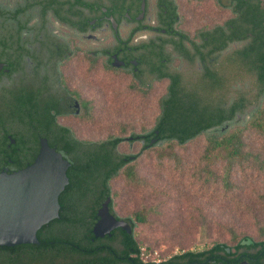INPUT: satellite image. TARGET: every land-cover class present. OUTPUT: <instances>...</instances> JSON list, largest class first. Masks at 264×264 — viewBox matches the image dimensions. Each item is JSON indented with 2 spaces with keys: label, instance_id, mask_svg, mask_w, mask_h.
<instances>
[{
  "label": "flooded vegetation",
  "instance_id": "1",
  "mask_svg": "<svg viewBox=\"0 0 264 264\" xmlns=\"http://www.w3.org/2000/svg\"><path fill=\"white\" fill-rule=\"evenodd\" d=\"M258 32L264 37V0H0V141L2 129L26 128L24 156L33 162L41 139L68 162L66 128L71 141L97 143L77 135L70 118L89 125L95 120L87 96L99 66L146 93L163 89V96L171 86L181 94H233L242 55ZM161 95L151 129L159 123ZM158 136L155 130L149 146L159 144ZM7 137L9 150L16 141ZM126 140L146 143L145 134ZM69 167L55 220L71 216L80 203ZM1 172L16 170L4 166ZM263 251L254 257L252 251L226 249L181 264H264ZM95 253L100 264L128 262L127 250ZM19 260L27 264L29 253L0 247V264Z\"/></svg>",
  "mask_w": 264,
  "mask_h": 264
},
{
  "label": "trees",
  "instance_id": "2",
  "mask_svg": "<svg viewBox=\"0 0 264 264\" xmlns=\"http://www.w3.org/2000/svg\"><path fill=\"white\" fill-rule=\"evenodd\" d=\"M259 35V32L257 33ZM242 55L240 86L231 93L222 94V98L213 94H181L169 87L168 93L160 100L161 116L158 125L145 133L146 143L141 146L142 152L155 147L149 146V138L154 131L159 132L158 143H175L183 147L190 142L204 137V162L207 164L205 174L207 183L215 178L213 163L208 157L216 151L224 154L226 173L222 178L224 185L229 181V170L239 163L241 167L258 160L257 155L249 152L244 141L248 129H255L264 135V37L259 35L246 46ZM252 52L251 55L245 53ZM233 90V88H232ZM243 119V128L232 129L238 119ZM1 131V130H0ZM3 141H0V172L4 166L13 167L16 171L26 168L33 161L25 160L26 128L2 129ZM65 132V156L74 174V187L79 207L73 209L72 215H61V220H53L37 231L38 245L15 246L29 253L27 264H100L95 261L99 256L97 249L127 250V264H155L141 260V245L135 234L138 225L148 224L145 212H136L132 216L120 217L116 214L114 199L116 194L111 183L122 177L131 185L140 183L134 167L140 153L126 155L119 152L120 145L127 141L122 137H109L97 143H78L71 141V132ZM140 134H132L136 138ZM11 136L16 141L9 150L7 145ZM129 137V138H130ZM128 142V141H127ZM56 143V142H55ZM134 143V142H133ZM54 144V143H53ZM52 144V146H53ZM132 156V157H131ZM264 169V167H262ZM109 198V212L118 221L126 222L131 234L115 229L110 236L95 239L92 233L97 210ZM264 206V196L260 197ZM232 244L215 243L200 252L186 251L170 257L167 264H181L203 261L207 256L225 254L226 249L254 252L257 257L264 250V229H260L259 240L235 231L230 232ZM251 240L250 246L241 245ZM51 251V253H47ZM262 256L264 257V251ZM17 264H26L17 261ZM105 264V263H101ZM116 264V263H106ZM163 264V263H162Z\"/></svg>",
  "mask_w": 264,
  "mask_h": 264
},
{
  "label": "rangeland",
  "instance_id": "3",
  "mask_svg": "<svg viewBox=\"0 0 264 264\" xmlns=\"http://www.w3.org/2000/svg\"><path fill=\"white\" fill-rule=\"evenodd\" d=\"M239 86H234L236 90ZM154 90V89H153ZM137 91L129 78L109 74L99 66L92 97L96 107L92 124L84 118H70L76 134L93 141L109 137L129 138L151 131L158 114V93ZM235 95V93H233ZM162 96V95H161ZM81 121V122H80ZM239 118L232 129L243 128ZM247 150L257 156L244 167L239 163L226 173L224 154L216 151L208 157L215 178L207 183L204 162L206 140L200 137L180 147L175 143L158 144L141 152L139 142L124 141L118 148L126 155L140 157L134 167L140 183L131 185L122 177L111 183L116 194L114 206L120 217L145 212L148 224L138 225L135 234L148 262H164L186 251H200L215 243L232 244L231 231L259 240L264 229V135L255 129L244 134ZM143 250V251H142Z\"/></svg>",
  "mask_w": 264,
  "mask_h": 264
},
{
  "label": "water",
  "instance_id": "4",
  "mask_svg": "<svg viewBox=\"0 0 264 264\" xmlns=\"http://www.w3.org/2000/svg\"><path fill=\"white\" fill-rule=\"evenodd\" d=\"M68 167L69 163L41 139L31 165L10 174L0 172V247L39 244L37 231L58 218V197L68 184ZM109 203L107 198L97 212L98 221L92 229L95 239L110 236L115 229L131 234L126 222L110 214ZM251 244V240L241 243Z\"/></svg>",
  "mask_w": 264,
  "mask_h": 264
},
{
  "label": "built area",
  "instance_id": "5",
  "mask_svg": "<svg viewBox=\"0 0 264 264\" xmlns=\"http://www.w3.org/2000/svg\"><path fill=\"white\" fill-rule=\"evenodd\" d=\"M143 251V250H142ZM142 256L144 257V251L142 252ZM143 262H147L145 259H143ZM151 263H158V262H156V261H152Z\"/></svg>",
  "mask_w": 264,
  "mask_h": 264
}]
</instances>
